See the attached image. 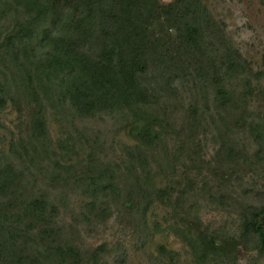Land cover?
I'll return each mask as SVG.
<instances>
[{
  "label": "trees",
  "instance_id": "obj_1",
  "mask_svg": "<svg viewBox=\"0 0 264 264\" xmlns=\"http://www.w3.org/2000/svg\"><path fill=\"white\" fill-rule=\"evenodd\" d=\"M9 1L27 16L5 45L21 73V94L33 105L32 148L46 149L45 104L80 119L120 115L127 121L134 144L127 147L122 177L90 153L75 183L87 196V217L106 223L119 208L111 204H120L147 226L152 198L162 193L147 172L150 153L162 139L153 115L164 93L175 92L187 79L198 91L213 93V106L227 128L220 132L221 157L233 160L240 154L227 131L242 128L254 146L250 157L264 164V115L249 110L251 80L259 73H253L201 0L166 5L158 0ZM6 91L0 75V110ZM189 106L195 115L197 107ZM0 162V264H104L106 244L86 252L63 240L61 207L42 192L25 195L22 172L14 162ZM54 166V182L73 167L59 158ZM185 194L178 195V206ZM243 207L241 238L264 247V205Z\"/></svg>",
  "mask_w": 264,
  "mask_h": 264
},
{
  "label": "rangeland",
  "instance_id": "obj_2",
  "mask_svg": "<svg viewBox=\"0 0 264 264\" xmlns=\"http://www.w3.org/2000/svg\"><path fill=\"white\" fill-rule=\"evenodd\" d=\"M158 1L166 5L172 0ZM201 1L253 73H259L251 80L249 110L264 115V0ZM11 7L9 0H0V75L8 92L0 110V161L14 162L22 172L25 195L42 192L61 207L62 239L86 252L106 244L104 264L120 259L124 264H264V247L240 234L243 206L264 205V164L250 157L254 146L242 128L227 131L240 154L233 160L221 157L220 132L227 128L213 106V93L198 91L189 79L175 92L164 93L153 115L162 139L150 153L147 172L162 193L152 198L147 226L120 204H111L119 208L106 223L86 216L87 196L75 183L90 153L96 163L118 169L122 177L127 147L134 144L127 121L120 115L80 119L66 108L45 104L48 141L45 150L35 151L30 138L33 105L21 94V73L5 45L27 16ZM189 105L197 107L195 115ZM58 158L73 167L54 182L51 173ZM181 193L186 194L178 206Z\"/></svg>",
  "mask_w": 264,
  "mask_h": 264
}]
</instances>
